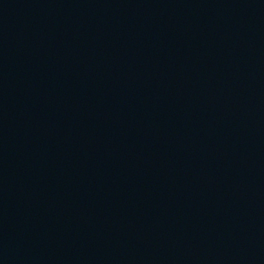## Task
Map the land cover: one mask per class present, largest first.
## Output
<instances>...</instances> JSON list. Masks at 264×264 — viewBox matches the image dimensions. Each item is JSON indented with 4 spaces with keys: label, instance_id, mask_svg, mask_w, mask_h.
Returning <instances> with one entry per match:
<instances>
[{
    "label": "water",
    "instance_id": "95a60500",
    "mask_svg": "<svg viewBox=\"0 0 264 264\" xmlns=\"http://www.w3.org/2000/svg\"><path fill=\"white\" fill-rule=\"evenodd\" d=\"M0 264H264V0H0Z\"/></svg>",
    "mask_w": 264,
    "mask_h": 264
}]
</instances>
